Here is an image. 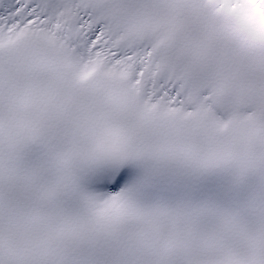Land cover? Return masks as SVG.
I'll return each mask as SVG.
<instances>
[{
  "label": "snow or ice",
  "instance_id": "6c2138e0",
  "mask_svg": "<svg viewBox=\"0 0 264 264\" xmlns=\"http://www.w3.org/2000/svg\"><path fill=\"white\" fill-rule=\"evenodd\" d=\"M0 264H264V0H0Z\"/></svg>",
  "mask_w": 264,
  "mask_h": 264
}]
</instances>
